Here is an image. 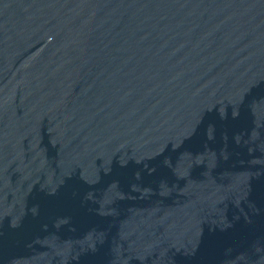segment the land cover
Segmentation results:
<instances>
[{
    "label": "water",
    "instance_id": "1",
    "mask_svg": "<svg viewBox=\"0 0 264 264\" xmlns=\"http://www.w3.org/2000/svg\"><path fill=\"white\" fill-rule=\"evenodd\" d=\"M0 264H264V0H0Z\"/></svg>",
    "mask_w": 264,
    "mask_h": 264
}]
</instances>
